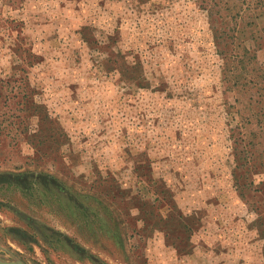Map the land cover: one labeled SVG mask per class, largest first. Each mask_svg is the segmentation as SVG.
<instances>
[{
  "label": "rangeland",
  "instance_id": "1",
  "mask_svg": "<svg viewBox=\"0 0 264 264\" xmlns=\"http://www.w3.org/2000/svg\"><path fill=\"white\" fill-rule=\"evenodd\" d=\"M0 258L264 264V0H0Z\"/></svg>",
  "mask_w": 264,
  "mask_h": 264
},
{
  "label": "trees",
  "instance_id": "2",
  "mask_svg": "<svg viewBox=\"0 0 264 264\" xmlns=\"http://www.w3.org/2000/svg\"><path fill=\"white\" fill-rule=\"evenodd\" d=\"M213 11H211L212 13ZM123 63H124V67L126 68L125 71H122L121 75H124L126 78H130V75H127L129 74L130 72L132 73L133 69H135V66H133L132 64H130L129 62H127L126 59H123ZM132 76V75H131ZM30 93H26V95H28ZM18 95H21V93H18ZM26 95H23V98L22 100L24 99V97H26ZM26 102V101H25ZM16 103H19V104H23L22 107H19L16 111H20L21 113H17L16 111H13V117H16L18 120L17 121H10V128L8 129V133L13 131V130H18V132L20 133H27L28 130H29V126L27 124V121L25 120L26 117L28 118V116L26 115L27 112L29 113H32V114H35L37 109H34L33 107H35V103L31 104V105H28L27 102L26 103H23V101L21 102L20 100L17 101ZM43 108L44 110H46L44 108L43 105H39L38 108ZM41 118H42V123H40L41 125H38V130L31 134V137L29 138H36L37 135H39L38 138H43V133H45V129L42 128V125L43 123L45 122H51V123H54L56 121V118L52 117L49 113L45 114V115H40ZM23 117V118H22ZM25 117V118H24ZM20 119H24V120H21L19 121ZM64 134V133H63ZM46 135V134H44ZM56 134H53L50 138H52L53 136H55ZM44 141L42 140L41 143H43ZM184 218V217H183ZM185 219V218H184ZM166 218H164L162 221H164V224L166 225ZM164 230L167 231L166 233V240L168 243H172V244H177L176 241H173L175 240V238H180V235L175 237L172 233H170L168 231L169 228L167 227H163ZM123 241H121L120 243H124L125 239H122ZM180 250L184 251V249H181Z\"/></svg>",
  "mask_w": 264,
  "mask_h": 264
},
{
  "label": "water",
  "instance_id": "3",
  "mask_svg": "<svg viewBox=\"0 0 264 264\" xmlns=\"http://www.w3.org/2000/svg\"><path fill=\"white\" fill-rule=\"evenodd\" d=\"M0 264H28L22 260H12V261H8V260H4L2 258H0Z\"/></svg>",
  "mask_w": 264,
  "mask_h": 264
}]
</instances>
